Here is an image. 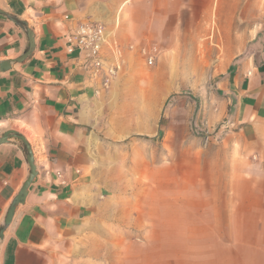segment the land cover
I'll use <instances>...</instances> for the list:
<instances>
[{
    "label": "crops",
    "instance_id": "1",
    "mask_svg": "<svg viewBox=\"0 0 264 264\" xmlns=\"http://www.w3.org/2000/svg\"><path fill=\"white\" fill-rule=\"evenodd\" d=\"M258 1L0 0L6 13H0V61L20 57L29 45L26 28L8 15L27 21L35 41L28 58L0 72V136L9 129L22 132L37 170L0 243V264H72L88 242L104 234L107 213L121 212L127 201L122 194L130 204L138 198L153 204L157 190L164 216L169 203L179 208L178 164L169 166L165 147L152 145L163 131L162 105L150 100L147 106H157L155 111L115 115L119 82L107 69L142 71V51L151 46H159L161 55L186 58L190 45L213 28L221 45L209 51L207 73L217 77L197 120L210 128L224 123L228 131L220 146L209 148L214 172L206 198L197 178L192 210H171V218L185 219L192 230L191 248L186 250L180 226L171 242L163 239L162 258L177 264H264V63L242 57L244 49L233 46L243 38L233 28L249 25ZM87 21H99L108 31L106 68L100 72L75 45ZM30 171L21 140L0 144V227ZM170 183H177L176 190L168 189ZM172 194L175 199L168 198Z\"/></svg>",
    "mask_w": 264,
    "mask_h": 264
},
{
    "label": "rangeland",
    "instance_id": "2",
    "mask_svg": "<svg viewBox=\"0 0 264 264\" xmlns=\"http://www.w3.org/2000/svg\"><path fill=\"white\" fill-rule=\"evenodd\" d=\"M257 5V10L249 11L248 26L233 28L234 36L241 34V37L243 36V41L238 40L239 42L236 41L233 46L243 48L241 56L249 57L259 64L264 63V0H259ZM216 31L217 28H213L210 36L202 35L199 43L191 44V50L186 58H170L167 53L161 55V50L157 49L159 46H151L150 49L142 51L145 54L142 58L144 65L142 71L135 72L132 69L127 71L124 66H119L117 74L115 73L119 82V90L114 100L115 115L124 117L140 110L155 111L157 106H147L150 100L158 102L163 107L161 114L163 131L155 137L152 145L153 148L165 147L168 153L163 160L169 166L174 164L176 167L178 164V185L179 189L183 190V201L179 202V208L176 209L183 211L184 214L192 210L193 195L190 192L197 178L202 185V196L207 195L210 174L214 172L210 169L209 158L212 154L209 153V148L220 146L218 142L228 131L224 123L210 128L197 120L200 102L208 96V89L217 77L207 73L212 65L207 55L213 47L218 48L219 44L215 42L216 34H219ZM153 47L157 50L156 58L153 64H149L147 59ZM142 101L145 102V106ZM158 153L153 152L154 162L159 161ZM121 158L125 159L126 155L122 154ZM174 172L177 174L176 170ZM169 173L170 178L176 177L172 170ZM176 185L177 183L173 185L170 183L168 189L171 191ZM172 196L177 195L172 194L168 198L175 199L171 198ZM180 197L179 195L178 198ZM152 198L157 202L149 204L147 201L140 202L138 198V201L130 204L128 195L122 194V201H127L122 203L121 212H116L114 216L113 212L107 213L104 234L98 242H88V249L84 247L82 252L73 258L72 264H177L176 260L166 263L162 258L163 239L171 242L177 234V228L181 226L183 234L180 237L187 250L192 246L194 235L192 230L187 228L185 219L171 218L170 203L169 217L164 216L167 214L161 211V195L157 190L152 191ZM205 198H202V201ZM201 205L208 206L206 203ZM176 209L173 208L172 211ZM205 237L206 235L202 234L198 239L203 242Z\"/></svg>",
    "mask_w": 264,
    "mask_h": 264
},
{
    "label": "water",
    "instance_id": "3",
    "mask_svg": "<svg viewBox=\"0 0 264 264\" xmlns=\"http://www.w3.org/2000/svg\"><path fill=\"white\" fill-rule=\"evenodd\" d=\"M0 13L6 14L2 10H0ZM8 16L26 28L28 38H29V45H28L27 49L25 50V52L20 57L14 59V60L0 61V72H4V71L9 70L11 68L13 62H23L26 58H28L32 54L34 47H35L34 34L32 32V29L29 27L28 22L25 20L18 21L15 17L10 16V15H8ZM12 137L18 138L19 140L22 141V143H23V145L27 151V154H28V161H29L30 166H31V171H30L29 177L27 178V180L23 184L21 190L19 191V193L17 194V196L14 198L13 202L11 203V205L8 209V212L4 218V222H3L2 226L0 227V243H1L2 239L4 238L6 230L11 225V223L14 219V215H15L17 207L26 200V197H27L28 192H29V187H30V185H31L34 177L36 176V173H37L36 165L34 162V153H33L32 146H31L30 142L28 141V139L26 138V136L22 132L15 130V129H9V130L5 131L0 136V144L4 143V142H8Z\"/></svg>",
    "mask_w": 264,
    "mask_h": 264
},
{
    "label": "built area",
    "instance_id": "4",
    "mask_svg": "<svg viewBox=\"0 0 264 264\" xmlns=\"http://www.w3.org/2000/svg\"><path fill=\"white\" fill-rule=\"evenodd\" d=\"M74 38L76 39V47L79 49L80 53L85 54L88 64L95 72H100L102 69L106 68L103 48L108 43V40L106 27L103 23L99 21H87L81 24ZM69 49L70 51L74 50L72 45ZM156 52L157 50L155 47L149 51L147 59L149 64L154 63ZM118 68V65L115 67L110 66L107 69L108 74L114 75ZM108 81L109 77L106 78L105 83Z\"/></svg>",
    "mask_w": 264,
    "mask_h": 264
}]
</instances>
